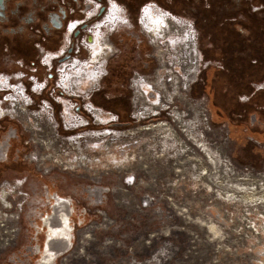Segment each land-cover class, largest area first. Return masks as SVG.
Segmentation results:
<instances>
[{
  "label": "rangeland",
  "instance_id": "1",
  "mask_svg": "<svg viewBox=\"0 0 264 264\" xmlns=\"http://www.w3.org/2000/svg\"><path fill=\"white\" fill-rule=\"evenodd\" d=\"M236 2L222 3L232 7L224 10ZM141 3L124 8L128 22L104 30L112 56L92 89H67L60 67L90 56L85 34L105 21L96 2L85 12L95 14L93 21L73 41L69 26L47 43L29 36L0 43V76L28 91L26 98L0 93V264H43L44 221L57 204L68 212L71 243L49 264H264V210L236 198L244 176L264 178V72L231 80L226 54L189 12L171 0ZM151 5L193 25L198 67L183 90L172 92L171 108L143 113L157 90L135 92L131 82L152 79L163 65L175 68L157 57L143 32L141 13ZM174 28L154 40L171 42ZM16 96L27 121L13 111ZM176 120L173 133L138 132ZM169 134L173 139L163 141Z\"/></svg>",
  "mask_w": 264,
  "mask_h": 264
},
{
  "label": "bare ground",
  "instance_id": "2",
  "mask_svg": "<svg viewBox=\"0 0 264 264\" xmlns=\"http://www.w3.org/2000/svg\"><path fill=\"white\" fill-rule=\"evenodd\" d=\"M117 8L118 7L114 4V6L110 9V11L107 12L105 11L104 16L101 17V18H105V21L103 19L102 23L92 30L93 35L85 34L84 42H86L87 47L91 46L90 56L88 57V59L85 62H77V63L71 62L67 66L60 67V68H64L63 72H67L66 74H64L66 78L63 80V86H66L67 89L73 91L75 90V88H77L76 86H78V88L80 87V89L81 87L92 89L91 85L95 86L97 81L99 80L102 81V77H104L103 73L106 72V64H107L106 62L110 57V55L112 56V46L110 40L106 41L104 30L114 25L121 24L123 22L126 23V20L128 22V19L123 14V12L120 11V9L118 10ZM112 16H114L113 19ZM140 21H141V25L143 26V32L149 34V36L152 39L150 44L153 45L154 47L155 46L157 47V52H158L157 57L159 58V56H161L165 64L175 68L173 72H170V70H166L167 66L163 65L159 70L160 74L156 73L158 71L157 70L152 76V79L136 78L131 82L130 87L131 89H134L135 92L136 91L142 92L143 90L149 91V89L151 88L157 90L156 96L154 95V93H152L153 94L152 96L155 97L154 100H152L151 103L147 104V106L143 105L141 109L143 113L148 112L149 111L148 108L151 107H152V111L160 109L159 108L160 106L161 107L164 106L165 109L164 108L161 109L166 110L167 108H171L173 106V101L171 100L173 99L172 92L181 91V89L178 88V85H180L183 90L184 87L182 83H184L186 79H188L187 82H189L190 78L192 77L194 78V76H196L197 74V72L195 71H197V67H198V53L195 46L196 44L195 37L192 34L194 30H192L190 24H188L189 25L188 27V25L186 26L180 22H177L175 24V28L172 30L173 35L170 38L171 42L166 41L164 44L163 42L157 41L158 39L154 40L155 38H161L160 36L161 33L157 28L156 16L152 12V10L145 9L141 13ZM72 24H74L73 21L70 23V25ZM73 28L74 26H70L69 28L70 31ZM180 35L181 37H179ZM180 38H183L182 41L180 40ZM183 67L186 68L183 69ZM86 78L88 80H86ZM150 82H152V87L151 86L146 87L150 85L149 84ZM177 99L179 98L176 97V100ZM17 102H19L17 96L12 98L13 111L16 114H18V116L22 120L27 121L30 118L26 114V109L23 108L25 106H22L21 105L22 103H17ZM185 104L187 105V103ZM90 106L91 107L89 108V111L92 112L94 116L99 120L98 115L102 116L103 115L102 111L96 110L91 103ZM178 119H179V115H178ZM177 120L172 122L168 121L165 123H160L156 126H151L148 129L141 128L138 130V132L145 131V132L157 133L160 135L162 134L164 135L168 132L173 133L172 127L177 126L176 123ZM34 121L38 122V120L36 119H34ZM106 121L107 119L104 122H102V124H105ZM50 136L51 133H49V137ZM162 139L163 141L167 142L168 140L173 139V134L164 136ZM50 148H52V144ZM82 157H86V156L82 155ZM190 160H192L191 162L192 164H196L194 163V161L198 163L195 166L196 171L201 170L204 172L205 170L204 167H201V169L198 167V165L201 166L202 164L199 158L196 159L193 157ZM76 161L80 163L79 158H76ZM178 165H181V163H178ZM205 175L206 177H209L208 171ZM233 176L235 177V179L237 178L236 175ZM230 177L232 178V176ZM241 181H244V184L239 189L237 188V190H239L236 196V198H238V201L243 202L247 207L251 209L255 208L258 211L264 210V178L244 176L241 179ZM214 182L216 181L214 180ZM259 213H262L264 215L263 212H259ZM67 217H68V212L64 209V205L57 204L56 207L53 209L52 215L47 219L48 227L52 234H47L46 239L44 241V248L41 253V259L43 264L51 263V261H53L58 255L64 253L67 247H69L71 243L70 240L71 234L65 231V226L68 221Z\"/></svg>",
  "mask_w": 264,
  "mask_h": 264
},
{
  "label": "flooded vegetation",
  "instance_id": "3",
  "mask_svg": "<svg viewBox=\"0 0 264 264\" xmlns=\"http://www.w3.org/2000/svg\"><path fill=\"white\" fill-rule=\"evenodd\" d=\"M106 1L108 0H0V43L14 45L17 41L24 38V36H29L30 38L37 37L42 42L47 43L48 40L51 41L52 39L54 41L55 38H60L61 33L66 31L69 26H72L70 25L71 21L82 22L77 30L70 31L69 40L73 41L72 39L76 38L73 34L76 31L82 32L94 19V17L88 18V14L85 12L91 9L93 3L96 2L99 4L98 14H102L107 5ZM118 1L125 3L126 6L124 8H140L139 6L142 4V0ZM171 1L175 2L174 9L176 10L193 13L194 10L201 9L203 13H206L207 17L209 15L208 12L212 9L209 0H202L199 5L200 7H197L192 0ZM220 1L222 3L229 2V0ZM252 2H256L257 4L259 2V4H256L257 7L254 8L248 0H245V2L241 1L239 12H236L237 14L232 16L231 20L225 19V24L236 23L241 28L249 26L256 32L264 28V22H261L264 20V4L262 0H252ZM102 9L103 11L101 12ZM217 15L219 14L214 13L213 15H209V23L213 24L216 22L219 17ZM242 16L245 19L249 18L251 22L248 21L245 24ZM25 92L28 91L24 90ZM49 217L50 215H48L47 219ZM47 219L44 221V226L47 228V234H52L48 227ZM65 231L71 234L68 221Z\"/></svg>",
  "mask_w": 264,
  "mask_h": 264
},
{
  "label": "crops",
  "instance_id": "4",
  "mask_svg": "<svg viewBox=\"0 0 264 264\" xmlns=\"http://www.w3.org/2000/svg\"><path fill=\"white\" fill-rule=\"evenodd\" d=\"M225 19L218 17L217 22L206 24L208 32L211 33L213 47L223 50L226 54L224 72H232L229 77L231 80L233 78V81L235 78H244L247 74L244 72H264V28L256 32L248 25L247 28H241L236 23L225 24ZM251 58L257 62L251 63ZM247 79L249 82L253 77ZM226 88L232 91L231 85ZM230 94L233 95L232 92ZM256 124L263 125L259 119L256 120Z\"/></svg>",
  "mask_w": 264,
  "mask_h": 264
},
{
  "label": "built area",
  "instance_id": "5",
  "mask_svg": "<svg viewBox=\"0 0 264 264\" xmlns=\"http://www.w3.org/2000/svg\"><path fill=\"white\" fill-rule=\"evenodd\" d=\"M109 1H110V3H108ZM109 1H107V5L105 6L104 14H105V11L106 12L110 11V9L114 6V2H111L112 0H109ZM116 6L118 7L117 8L118 10L120 9V11H122V12L124 11L125 12L124 7L122 8L121 6H118V5H116ZM145 9L152 10L154 15L156 16L157 28L160 31V33L169 31L170 29H172L173 26H175V23H177L179 21L178 20V18H179L178 16H176L173 13L168 12L166 10L160 9V7H157L156 5H151L150 7H146ZM98 10H99V6H98ZM93 16L95 17V14ZM86 18H87V16H86ZM81 23L82 22H78V21L76 22L75 21L74 24H72V26H74V28L71 29V32L76 30L81 25ZM190 25L194 29L193 25L192 24H190ZM188 27H189V25H188ZM93 29H95V28H93ZM192 34L195 37V31ZM89 35H93V33L90 31ZM83 43H85V47L87 49L86 42H84V40H83L82 44ZM88 47H91V46H88ZM74 62L77 63V62H80V61H74Z\"/></svg>",
  "mask_w": 264,
  "mask_h": 264
},
{
  "label": "trees",
  "instance_id": "6",
  "mask_svg": "<svg viewBox=\"0 0 264 264\" xmlns=\"http://www.w3.org/2000/svg\"><path fill=\"white\" fill-rule=\"evenodd\" d=\"M128 1V0H127ZM192 2H194L195 5H197V7H200V3L202 2V0H192ZM224 3V2H223ZM262 3L264 4V0H262ZM209 4L212 6V9L208 12L209 15H213L214 13L219 14L217 16H219L220 18L223 16H235L237 13L239 12V7L241 6V0H237L236 5L234 7L233 10H224V7H228L226 5H222V2L220 0H218V2H214V0H209ZM229 5V4H228ZM129 8V7H128ZM131 8V7H130ZM129 8V9H130ZM228 8H232L231 6ZM194 19L197 21V25L200 29H204L206 28V24L209 23L208 20H210L206 13H203L201 11V9H197L194 10L193 13H190ZM203 21V22H202ZM217 22V21H216Z\"/></svg>",
  "mask_w": 264,
  "mask_h": 264
},
{
  "label": "water",
  "instance_id": "7",
  "mask_svg": "<svg viewBox=\"0 0 264 264\" xmlns=\"http://www.w3.org/2000/svg\"><path fill=\"white\" fill-rule=\"evenodd\" d=\"M102 11H103V9L101 10V12H102ZM101 12H100V13H101Z\"/></svg>",
  "mask_w": 264,
  "mask_h": 264
}]
</instances>
